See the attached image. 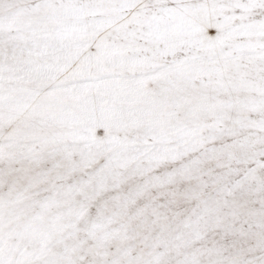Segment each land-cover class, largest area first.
<instances>
[{"label": "snow or ice", "instance_id": "obj_1", "mask_svg": "<svg viewBox=\"0 0 264 264\" xmlns=\"http://www.w3.org/2000/svg\"><path fill=\"white\" fill-rule=\"evenodd\" d=\"M0 264H264V0H0Z\"/></svg>", "mask_w": 264, "mask_h": 264}]
</instances>
